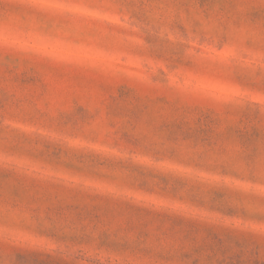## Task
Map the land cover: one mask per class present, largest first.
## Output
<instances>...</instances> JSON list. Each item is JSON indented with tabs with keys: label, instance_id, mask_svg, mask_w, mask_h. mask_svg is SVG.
<instances>
[{
	"label": "rangeland",
	"instance_id": "obj_1",
	"mask_svg": "<svg viewBox=\"0 0 264 264\" xmlns=\"http://www.w3.org/2000/svg\"><path fill=\"white\" fill-rule=\"evenodd\" d=\"M0 264H264V0H0Z\"/></svg>",
	"mask_w": 264,
	"mask_h": 264
}]
</instances>
